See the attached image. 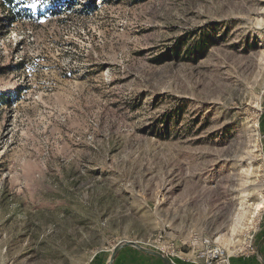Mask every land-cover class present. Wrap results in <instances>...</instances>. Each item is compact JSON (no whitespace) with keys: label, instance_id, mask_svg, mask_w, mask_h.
Returning <instances> with one entry per match:
<instances>
[{"label":"rangeland","instance_id":"rangeland-1","mask_svg":"<svg viewBox=\"0 0 264 264\" xmlns=\"http://www.w3.org/2000/svg\"><path fill=\"white\" fill-rule=\"evenodd\" d=\"M55 1L12 23L0 0V264H108L121 242L185 253L195 237L254 256L264 0Z\"/></svg>","mask_w":264,"mask_h":264},{"label":"built area","instance_id":"built-area-1","mask_svg":"<svg viewBox=\"0 0 264 264\" xmlns=\"http://www.w3.org/2000/svg\"><path fill=\"white\" fill-rule=\"evenodd\" d=\"M184 246L188 249L185 253L175 249H172L171 252L162 250L161 253L175 263L177 260L192 264H232L228 251L209 238L195 237L190 242L185 243Z\"/></svg>","mask_w":264,"mask_h":264},{"label":"trees","instance_id":"trees-1","mask_svg":"<svg viewBox=\"0 0 264 264\" xmlns=\"http://www.w3.org/2000/svg\"><path fill=\"white\" fill-rule=\"evenodd\" d=\"M32 1L33 0H1V4L5 8V11H8L9 13L12 12L11 13L12 14V19H11L12 23H15L16 21H18V19L14 18L13 16L16 13L19 14L21 12H24V13L27 12L28 11L27 6H29V5H35L37 7V11H38L37 15L38 14L41 15V12L44 9V7H45L46 11H49L50 14L59 13L58 7H59L60 4H56L55 0H34L33 2ZM80 1H82V0H64L63 1V3H65L64 4V8H66L68 10H72V9H74L75 7H77L79 5ZM86 7L87 6H84V8H86ZM96 10H97V6H95L93 4L90 11L93 12V11H96ZM2 97H4V95H2ZM124 249H126V250L128 249L129 250L131 248L127 247V248H124ZM135 252H136V250H135ZM137 252L140 254L141 257H144V258L148 257L149 259L152 258V259L156 260V263L163 264L162 261H160L159 259H157V258H155L153 256L144 254V253H142L140 251H137ZM119 256H120V253L116 257V260H115L114 264H117ZM145 261H146V259H142L141 261L138 262V264H145L144 263Z\"/></svg>","mask_w":264,"mask_h":264},{"label":"water","instance_id":"water-1","mask_svg":"<svg viewBox=\"0 0 264 264\" xmlns=\"http://www.w3.org/2000/svg\"><path fill=\"white\" fill-rule=\"evenodd\" d=\"M263 245H264V238L260 241V243L257 247V256L261 260V262L264 264V260L262 259V255H261V250H262ZM127 247L135 248L144 254L153 256V257L159 259L160 261H162L163 264H176L174 261H172L168 257H166L163 253L155 251V250L147 249V248L139 245L137 242H132V241L121 242L118 245H116L115 248L113 249V252L111 254V257H110L108 264H114L116 257L118 256L120 251L124 248H127Z\"/></svg>","mask_w":264,"mask_h":264},{"label":"crops","instance_id":"crops-1","mask_svg":"<svg viewBox=\"0 0 264 264\" xmlns=\"http://www.w3.org/2000/svg\"><path fill=\"white\" fill-rule=\"evenodd\" d=\"M262 259L264 260V248L263 252L261 250ZM246 258V259H245ZM245 258H242L239 260L241 264H263L261 260L257 256V252L254 256H246ZM142 259H147L144 257H141L138 252H130V250L123 249L120 252L119 259L117 261V264H138L139 261ZM147 261V260H146ZM239 262L235 261V264H239ZM176 264H192V263H185V262H179Z\"/></svg>","mask_w":264,"mask_h":264}]
</instances>
